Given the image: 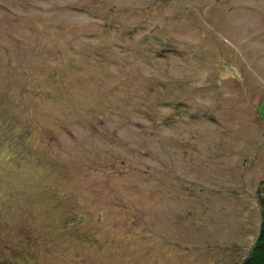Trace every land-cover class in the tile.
I'll list each match as a JSON object with an SVG mask.
<instances>
[{
    "label": "rangeland",
    "instance_id": "1",
    "mask_svg": "<svg viewBox=\"0 0 264 264\" xmlns=\"http://www.w3.org/2000/svg\"><path fill=\"white\" fill-rule=\"evenodd\" d=\"M1 108L30 131L19 165L0 139V264L248 254L264 0H0Z\"/></svg>",
    "mask_w": 264,
    "mask_h": 264
},
{
    "label": "trees",
    "instance_id": "2",
    "mask_svg": "<svg viewBox=\"0 0 264 264\" xmlns=\"http://www.w3.org/2000/svg\"><path fill=\"white\" fill-rule=\"evenodd\" d=\"M196 79V78H195ZM200 81V78L196 82ZM187 92V91H186ZM203 96V94H202ZM8 103V101H6ZM14 101H9L12 106L15 105ZM4 108L0 109V132L3 133L1 145L3 151V159L7 162L17 164L18 161L15 158V146L14 141L18 138L16 134H22L23 131L29 130L28 122H21L13 116V111H5ZM19 146V151H20ZM23 160L27 161L28 157L23 156ZM255 203L259 211V224L256 230L255 239L250 247L248 248V254L241 260L239 264H264V181L259 182L255 187Z\"/></svg>",
    "mask_w": 264,
    "mask_h": 264
}]
</instances>
